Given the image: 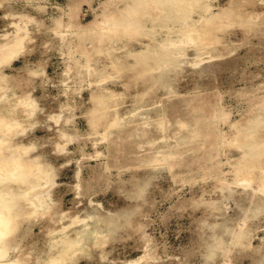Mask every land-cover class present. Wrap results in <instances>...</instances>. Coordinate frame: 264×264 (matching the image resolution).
Here are the masks:
<instances>
[{
  "label": "rangeland",
  "instance_id": "374dc122",
  "mask_svg": "<svg viewBox=\"0 0 264 264\" xmlns=\"http://www.w3.org/2000/svg\"><path fill=\"white\" fill-rule=\"evenodd\" d=\"M0 264H264V0H0Z\"/></svg>",
  "mask_w": 264,
  "mask_h": 264
}]
</instances>
